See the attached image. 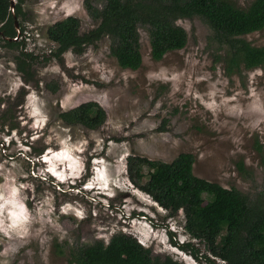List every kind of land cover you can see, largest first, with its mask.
<instances>
[{
  "label": "rangeland",
  "instance_id": "374dc122",
  "mask_svg": "<svg viewBox=\"0 0 264 264\" xmlns=\"http://www.w3.org/2000/svg\"><path fill=\"white\" fill-rule=\"evenodd\" d=\"M84 1L24 2L25 17L18 20L30 34L25 48L38 56L32 81L17 68L21 45L0 51V114L12 108L19 132L44 148L42 155L51 161L28 164L0 151V203L19 193L28 208L39 209L48 221L43 231L34 225L35 234L25 238L0 234V264H70L74 247L97 239L108 242L116 232L136 238L155 254L208 264L207 244L186 235L184 212L172 216L135 180L141 173L143 182L149 179V162L168 163L190 152L196 156L195 175L248 195L264 190V68L227 74L225 62L216 58L213 29L198 16L178 21L188 43L161 60L152 58L149 33L141 28L143 64L137 70L118 64L108 37L81 54L67 51L61 65L51 56L57 44L48 28L69 15L80 18L82 31L94 28L97 22ZM252 1L234 0L244 8ZM245 37L262 45L264 29ZM21 91L24 100L16 106ZM90 100L106 110L100 128L71 126L58 118L60 109ZM94 157H103L101 168L93 169ZM47 164L70 178L58 180L47 173ZM92 174L108 189L81 186L88 177L91 182ZM170 231L178 242L198 249L201 259L173 245Z\"/></svg>",
  "mask_w": 264,
  "mask_h": 264
},
{
  "label": "trees",
  "instance_id": "16d2710c",
  "mask_svg": "<svg viewBox=\"0 0 264 264\" xmlns=\"http://www.w3.org/2000/svg\"><path fill=\"white\" fill-rule=\"evenodd\" d=\"M25 1L17 0L16 16L25 17ZM84 3L97 22L94 28L82 31V21L76 15L56 21L48 28V37L57 44L51 56L61 65L67 51L81 54L88 46L108 37L110 53L118 64L137 70L143 64L141 28L149 33L152 58L161 60L168 52L182 49L188 43L187 30L178 21L198 16L213 29L211 41L217 45L216 58L225 62L227 74L264 68V44L255 45L245 37L264 29V0H253L245 8L234 0H85ZM0 22L4 34L14 37L15 17L10 0H0ZM18 45L11 40L0 42V46L9 48ZM37 58L24 50L16 56L17 68L27 82L33 79ZM23 94L18 97V105L23 102ZM58 118L67 125L96 130L105 123L107 113L99 102L90 100L68 110L60 109ZM195 162L196 156L190 152H182L168 163L151 161L149 179L143 182L141 173L135 185L172 216L184 212L186 234L209 248L211 256H204L208 264H217L215 259L222 264H264V190L248 195L201 178L194 173ZM169 235L173 245L201 259L190 242H178L171 231ZM71 251L70 264H185L170 255L155 254L152 248L123 232L114 233L108 242L97 239Z\"/></svg>",
  "mask_w": 264,
  "mask_h": 264
},
{
  "label": "flooded vegetation",
  "instance_id": "af4514ba",
  "mask_svg": "<svg viewBox=\"0 0 264 264\" xmlns=\"http://www.w3.org/2000/svg\"><path fill=\"white\" fill-rule=\"evenodd\" d=\"M18 18L19 17L17 16V19ZM18 22H19V20H18ZM2 25H3V22H0V42H2L4 40L15 41L14 38H16V36H18V29L16 28V26L14 25L15 26V32H16L15 36L9 37V36H6L4 34V32L1 30ZM19 28H20V36H19V39L16 40L15 42H18L19 45H21L22 50H24L25 52H28V50L25 48V39L27 38V40H28L30 34H28L26 32V30L24 28V24H22L21 21L19 22ZM2 47L3 46H0V51H1ZM18 70H19V68H18ZM20 93H19V95H20ZM19 95H18V97H19ZM17 101H18V98H17ZM16 103H15V105L17 106L18 103L17 104ZM0 107H1V103H0ZM0 110H1V108H0ZM1 112L2 113L0 114V151H2L5 154V156H7L9 158L11 157V158L16 159L19 156L20 158L24 159L25 162H28V164L34 163V164L40 165V163H41L40 161H43L45 163H50L51 161L47 162V160H49V159H46L47 156H46V158H44V156H43L44 155V148L36 147V145L33 142H30L28 140V138L25 137V135H27V134H23V133L19 132V125L20 124H16V122H14L16 115L14 114L13 109L12 108H10L8 110L5 109V110H2ZM30 140H34V138L32 136H30ZM39 149H43V151H41ZM45 151L47 152L46 154H48L50 152L49 149H45ZM37 157H38V160H36ZM37 161H39V162H37ZM102 161H103V157H94L92 159L93 169L101 168L100 165H102ZM86 168H87V166L85 165L84 176H86L88 174ZM46 171H47V173H50V175L56 177L58 180H61L63 182H65L64 181L65 179L67 180L68 178H70V177H66L65 174H61L60 173L61 170H59V167H54L53 165L47 164ZM33 172H37V171L33 169ZM92 176H93V174L91 175V182L89 184L87 183V181L89 179V177H88L87 181H85L83 184H81V186L86 185L85 187L86 188L89 187L90 190H93L94 188L101 189V190H103V189L107 190L108 189L105 183L96 181V176H94V179L92 180ZM103 185H105V186L101 187ZM142 218H145L146 220L148 219L147 216H143ZM181 241H183V240H181Z\"/></svg>",
  "mask_w": 264,
  "mask_h": 264
},
{
  "label": "clouds",
  "instance_id": "9594fccd",
  "mask_svg": "<svg viewBox=\"0 0 264 264\" xmlns=\"http://www.w3.org/2000/svg\"><path fill=\"white\" fill-rule=\"evenodd\" d=\"M0 216H2L0 234L9 239H21L34 235L35 233L32 232L34 225L39 224L40 230L43 231L44 225L48 223L39 209L28 208L24 198L19 193L16 194L14 200L0 203ZM60 238H64L63 234ZM11 250L15 251L16 249L12 248Z\"/></svg>",
  "mask_w": 264,
  "mask_h": 264
},
{
  "label": "water",
  "instance_id": "95a60500",
  "mask_svg": "<svg viewBox=\"0 0 264 264\" xmlns=\"http://www.w3.org/2000/svg\"><path fill=\"white\" fill-rule=\"evenodd\" d=\"M16 3H17V0H10V10H11L12 14L15 17V26L18 29V36H16V38H14L15 41L18 40L19 36H20L19 22H18V19H17V16H16V12H15Z\"/></svg>",
  "mask_w": 264,
  "mask_h": 264
}]
</instances>
